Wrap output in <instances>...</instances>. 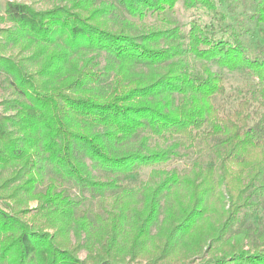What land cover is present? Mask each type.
Wrapping results in <instances>:
<instances>
[{
  "label": "trees",
  "instance_id": "16d2710c",
  "mask_svg": "<svg viewBox=\"0 0 264 264\" xmlns=\"http://www.w3.org/2000/svg\"><path fill=\"white\" fill-rule=\"evenodd\" d=\"M64 1L45 10L7 1L0 15V75L11 89L3 105L13 111L0 113V264H264V225L244 227L264 195V45L251 54L239 35L218 37L214 27L225 19L218 4L231 10L238 0ZM179 2L212 23L104 27L116 13L172 24ZM250 4L244 18L264 25V0ZM211 63L257 81L232 113L213 103L225 90ZM209 140L205 168L128 182Z\"/></svg>",
  "mask_w": 264,
  "mask_h": 264
},
{
  "label": "rangeland",
  "instance_id": "374dc122",
  "mask_svg": "<svg viewBox=\"0 0 264 264\" xmlns=\"http://www.w3.org/2000/svg\"><path fill=\"white\" fill-rule=\"evenodd\" d=\"M7 1L23 3L31 6L36 10H45L49 9L56 5H67L66 1L62 0H0V15L3 14L4 4ZM217 9L219 12L224 14V21L220 23H214L215 32L218 37H228L230 35H239L240 41L247 46L249 52L251 54L254 53V50L261 45H264V25L259 24L255 20H250L248 18H244L245 15L251 16L252 14V6L250 4V0H238L233 4L231 10L228 8V4L221 2L218 4ZM169 22L172 24H168L163 20V16L148 13L142 20L131 18L126 13H116L114 16L109 17L104 22V27L110 30H119L124 29L126 32L130 34H137L139 32L151 29V28H160L165 29L169 27L179 26L183 31H187L190 27L192 21H196L201 25H210L212 20L209 15L204 14L203 12H189L184 9L181 2L177 3L173 9V11L168 16ZM243 20V21H241ZM13 53L18 54V50H13ZM26 55V53H23ZM9 55V53H6ZM15 59L14 57H12ZM19 58V55H18ZM95 62L98 64L96 67V71L102 72L103 67L106 64L104 55L102 57L97 58ZM210 69L213 73H215L221 80L224 86V95L218 96L214 99L213 103L215 107L218 109L220 115L232 113L237 109V105L240 101L244 99L250 98L252 92L256 89L257 81L252 76L251 72L247 69H238L236 71H228L226 69H219L215 64H209ZM102 69V70H101ZM147 72L146 69H143ZM108 81L102 83L103 87H106ZM11 97V89L9 88L5 77L0 75V113L3 115H11L13 111L7 110V108L3 105L4 100L9 99ZM257 104H252L250 111L253 113L257 112ZM153 138H149L147 142L148 148H153ZM157 144L160 146H165L169 144H163L164 142L161 139L156 140ZM214 142L209 140L208 142L196 141L193 147H189L187 149H181V153L183 157L180 159H174L171 162L161 165L159 167L152 168H144L140 169L134 174L130 175L128 182L130 184H142L146 182H151L152 179H156L158 177V172L161 171H171L177 170L180 174L188 173L195 163L202 167H206L209 163L212 162V157L209 152V147ZM85 162L89 165L90 162L85 160ZM155 170V171H153ZM160 170V171H157ZM94 175H98L97 172H93ZM2 177H4L7 172H0ZM50 174L46 176L45 185L49 180ZM57 185L60 189H64L69 195L73 197H81L78 190L71 186L70 184L62 183L60 181L57 182ZM222 190L223 189H219ZM86 201H84L83 206L86 208H91L95 213H98L99 206L97 199L90 197L88 194H84ZM164 204V202H162ZM31 207L35 206V203H30ZM214 219L215 215H212ZM162 220V215L159 217V221ZM264 225V195L262 196L260 203L251 216H249L245 222L244 227L250 226L252 228H262ZM156 233V228L154 227L152 230V234ZM84 255L81 254L82 258ZM136 264H144V261L136 263Z\"/></svg>",
  "mask_w": 264,
  "mask_h": 264
}]
</instances>
